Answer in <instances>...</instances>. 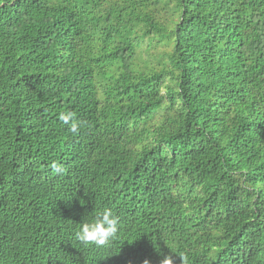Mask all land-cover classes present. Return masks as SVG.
Returning a JSON list of instances; mask_svg holds the SVG:
<instances>
[{
    "label": "trees",
    "instance_id": "obj_1",
    "mask_svg": "<svg viewBox=\"0 0 264 264\" xmlns=\"http://www.w3.org/2000/svg\"><path fill=\"white\" fill-rule=\"evenodd\" d=\"M167 255L264 264V0H0V264Z\"/></svg>",
    "mask_w": 264,
    "mask_h": 264
},
{
    "label": "clouds",
    "instance_id": "obj_2",
    "mask_svg": "<svg viewBox=\"0 0 264 264\" xmlns=\"http://www.w3.org/2000/svg\"><path fill=\"white\" fill-rule=\"evenodd\" d=\"M59 119L63 121L65 125L70 126V131L74 135L79 133L81 125L75 120L73 112H61L59 114ZM52 167L57 172L60 170V166L55 162ZM118 230L119 218L110 210H105L95 216L91 221L82 223L77 237L79 241L85 245L95 244L96 246H104L117 234ZM179 256L182 264H186L187 258L183 255ZM144 264H149V261L145 260ZM161 264H174V257L171 255L164 256Z\"/></svg>",
    "mask_w": 264,
    "mask_h": 264
}]
</instances>
